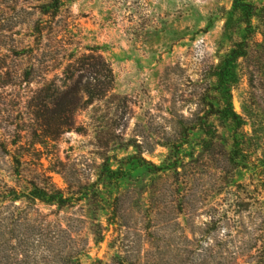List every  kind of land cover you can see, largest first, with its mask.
<instances>
[{
  "label": "rangeland",
  "instance_id": "374dc122",
  "mask_svg": "<svg viewBox=\"0 0 264 264\" xmlns=\"http://www.w3.org/2000/svg\"><path fill=\"white\" fill-rule=\"evenodd\" d=\"M51 1L0 0V264H264V0L231 89L244 160L211 77L247 35L233 0ZM45 182L69 203L31 199Z\"/></svg>",
  "mask_w": 264,
  "mask_h": 264
},
{
  "label": "trees",
  "instance_id": "16d2710c",
  "mask_svg": "<svg viewBox=\"0 0 264 264\" xmlns=\"http://www.w3.org/2000/svg\"><path fill=\"white\" fill-rule=\"evenodd\" d=\"M52 9V14L55 15L61 6V0H53L48 5ZM251 5H249L244 0H233V11L237 12L241 18V21L245 24L246 36L243 40L234 44L229 52H227L216 65L212 67L211 77L213 78V91L215 92L214 98L217 106L215 113L220 119L224 121H228L235 131V136L233 137V149L231 150L232 158L234 160L236 157H242V148L240 147V140L236 137L237 128H239V116L234 112L232 106V97H231V89L238 82L239 73H238V65L239 59L244 58L248 54L249 42L246 38L249 36L251 31V16L253 12L251 10ZM228 19L225 21V29L228 26ZM37 32L41 33L39 28L37 27ZM33 52L32 47H26L23 53L31 54ZM24 57V55H22ZM84 64L91 67V71L100 75L104 79L109 77V70L105 64V61L101 54L97 53L95 50H91L88 54H83ZM98 58V61L95 59ZM93 61V62H92ZM79 89L77 87L71 88L70 92H77ZM83 92L87 96H98L99 98L105 97L107 89L105 86H101L96 93L92 91V88L89 86H84L82 88ZM47 91V90H46ZM69 92V94H70ZM73 95V94H72ZM39 99L33 105L38 110L35 111L37 120H41V125H49V121L51 120L53 113L49 116L44 114L42 108L47 107L48 103H52L49 101L48 103L45 101L46 96L39 95ZM51 98V97H49ZM76 101H69L68 107H61L60 110L67 111L68 113L73 110V106H76ZM65 108V109H64ZM75 108V107H74ZM64 128L70 130L73 128V122L71 120L64 121L62 123ZM207 133L210 134V127H205ZM47 136H52L51 133H47ZM244 160V157H242ZM15 168L18 171L20 168L21 160L17 157H13ZM101 176H105L106 178H110L109 175L101 173ZM31 199H37L41 202L47 204H56L57 206H66L69 203V198L66 197L62 190L58 189L52 182H45L43 184H35L33 190L30 192Z\"/></svg>",
  "mask_w": 264,
  "mask_h": 264
}]
</instances>
